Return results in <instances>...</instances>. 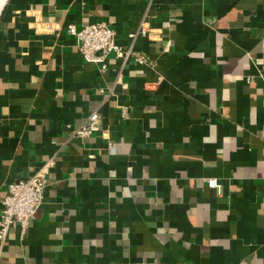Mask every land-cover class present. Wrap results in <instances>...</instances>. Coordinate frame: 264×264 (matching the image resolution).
Returning a JSON list of instances; mask_svg holds the SVG:
<instances>
[{"label": "crops", "instance_id": "0c3cea01", "mask_svg": "<svg viewBox=\"0 0 264 264\" xmlns=\"http://www.w3.org/2000/svg\"><path fill=\"white\" fill-rule=\"evenodd\" d=\"M2 5L0 212L53 164L0 264H264V0ZM100 21L147 63L85 62L66 26Z\"/></svg>", "mask_w": 264, "mask_h": 264}, {"label": "built area", "instance_id": "2783aa9c", "mask_svg": "<svg viewBox=\"0 0 264 264\" xmlns=\"http://www.w3.org/2000/svg\"><path fill=\"white\" fill-rule=\"evenodd\" d=\"M66 30L74 37L76 47L84 61L96 65L101 72L107 69L106 59L110 54L124 60L132 56L134 62L138 64L147 63L143 54L129 47H122L116 42L115 32L107 21L89 23L79 29L69 23ZM137 32L145 33L138 27L136 32L131 33L130 36L134 37ZM127 113V109L123 107L121 117L125 118ZM99 118L98 109L91 111L73 133L85 137L99 132ZM52 164L53 161L49 159L29 177L15 180L7 185L0 212V249L10 227L16 226L21 233L26 232L32 216L43 202V191L48 181L47 174ZM207 185L211 188L218 186L215 178H209Z\"/></svg>", "mask_w": 264, "mask_h": 264}, {"label": "clouds", "instance_id": "9594fccd", "mask_svg": "<svg viewBox=\"0 0 264 264\" xmlns=\"http://www.w3.org/2000/svg\"><path fill=\"white\" fill-rule=\"evenodd\" d=\"M3 2H4V0H0V5H2Z\"/></svg>", "mask_w": 264, "mask_h": 264}, {"label": "water", "instance_id": "95a60500", "mask_svg": "<svg viewBox=\"0 0 264 264\" xmlns=\"http://www.w3.org/2000/svg\"><path fill=\"white\" fill-rule=\"evenodd\" d=\"M5 1H6V0H5ZM5 1H4V3H5ZM4 3H3V5H4ZM3 5H2V6H3ZM1 8H2V7H1ZM1 8H0V10H1Z\"/></svg>", "mask_w": 264, "mask_h": 264}]
</instances>
